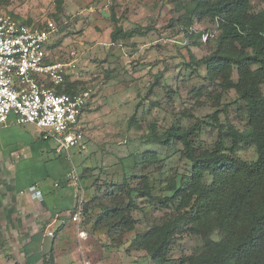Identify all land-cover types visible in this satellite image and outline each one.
I'll return each instance as SVG.
<instances>
[{
  "label": "rangeland",
  "instance_id": "obj_1",
  "mask_svg": "<svg viewBox=\"0 0 264 264\" xmlns=\"http://www.w3.org/2000/svg\"><path fill=\"white\" fill-rule=\"evenodd\" d=\"M196 1L0 0V15L29 26L52 21L57 32L49 43L50 59L66 63L74 52L77 84H91L94 91L82 116L85 149L57 157L49 152L47 163L49 170L58 165L52 174L59 193L72 187L65 176L69 169L73 167L79 175L82 190L77 194V188H72V198H64L63 203L71 211L84 200L79 222H72L68 211L56 236L52 232L59 223L48 225L42 242H30L29 231L13 236L22 246L28 245L25 250L33 255L28 262L24 252L14 254L15 244L3 264H42V259L49 264H153L146 251L136 246V237L169 219L173 210L130 191L149 187L154 197L170 195V183L179 178L185 165L180 145L164 147L149 134L159 136L172 126L186 128L199 120L196 142L202 148L212 147L217 128L208 116L216 110H220L218 122L223 127L230 124L240 132L246 127L236 92L221 93L206 80L205 66L196 65L213 51L219 34L216 21L208 17L193 18L190 25L182 19ZM250 3L253 13L264 9V0ZM117 26L148 32L112 43L110 33ZM231 78L237 79L235 69ZM145 152L161 161H134ZM236 154L245 161L256 158L251 145H242ZM122 216L128 222L123 224ZM124 225L133 227L128 230ZM201 246L200 237L181 230L169 248L167 264H187L184 259L198 253Z\"/></svg>",
  "mask_w": 264,
  "mask_h": 264
},
{
  "label": "trees",
  "instance_id": "obj_2",
  "mask_svg": "<svg viewBox=\"0 0 264 264\" xmlns=\"http://www.w3.org/2000/svg\"><path fill=\"white\" fill-rule=\"evenodd\" d=\"M250 6V0H197L193 10L182 18L189 25L193 18L216 21L219 34L214 49L196 65L205 66L206 80L221 93L228 89L236 92L246 127L241 132L230 124L223 127L218 122L220 110H216L208 116L217 128V141L212 147L202 148L196 142L199 120L186 128L172 126L159 136L149 134L153 142L164 147L180 145L185 165L179 178L171 181L170 195L154 197L149 187L130 191L173 210L169 219L136 237V246L146 251L153 264H167L169 248L181 230L200 237L202 243L200 251L185 258L184 263L264 264V9L253 13ZM147 32L117 26L110 40L115 43ZM233 69L236 81L231 78ZM242 145L254 148V160L237 156ZM134 161L154 164L161 160L145 152L136 155ZM81 187L79 177V185L74 188L80 192ZM121 222L128 221L122 216ZM124 226L128 230L133 227ZM62 229L59 226L53 235ZM49 254L52 259V249ZM42 264L49 261L42 259Z\"/></svg>",
  "mask_w": 264,
  "mask_h": 264
},
{
  "label": "built area",
  "instance_id": "obj_3",
  "mask_svg": "<svg viewBox=\"0 0 264 264\" xmlns=\"http://www.w3.org/2000/svg\"><path fill=\"white\" fill-rule=\"evenodd\" d=\"M56 32L52 21L29 26L0 15V127L13 116L17 124L36 127L44 141L56 145L57 153H80L86 147L82 116L94 91L91 84H77L74 52L66 63L50 59L48 47ZM67 177L72 187L79 185L74 168ZM31 191L41 198L36 187ZM83 201L70 214L72 222H79Z\"/></svg>",
  "mask_w": 264,
  "mask_h": 264
},
{
  "label": "crops",
  "instance_id": "obj_4",
  "mask_svg": "<svg viewBox=\"0 0 264 264\" xmlns=\"http://www.w3.org/2000/svg\"><path fill=\"white\" fill-rule=\"evenodd\" d=\"M10 120L8 125L0 127V264L8 260L10 248L15 244L18 248H13L14 254L24 252L28 258L33 255L32 251L25 250L28 245L22 246V242L13 236L29 231L30 242L44 241L48 225L59 223L61 226L65 221L68 211L63 206L64 198H72L70 190L75 189L67 186L66 193H59L52 174L58 165L55 164L54 170L47 166L49 152L55 157L66 153H57L56 145L44 141L33 125L17 124L13 116ZM32 187L41 191L40 199L34 196ZM42 225L47 226L41 229Z\"/></svg>",
  "mask_w": 264,
  "mask_h": 264
}]
</instances>
